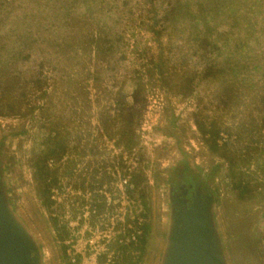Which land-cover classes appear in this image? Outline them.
Here are the masks:
<instances>
[{"label":"rangeland","instance_id":"1","mask_svg":"<svg viewBox=\"0 0 264 264\" xmlns=\"http://www.w3.org/2000/svg\"><path fill=\"white\" fill-rule=\"evenodd\" d=\"M0 163L43 264H162L186 182L264 264V0H0Z\"/></svg>","mask_w":264,"mask_h":264},{"label":"water","instance_id":"2","mask_svg":"<svg viewBox=\"0 0 264 264\" xmlns=\"http://www.w3.org/2000/svg\"><path fill=\"white\" fill-rule=\"evenodd\" d=\"M177 191L162 264H231L215 224L213 197L198 188L190 196L178 197ZM0 264H43L33 232L9 204L1 170Z\"/></svg>","mask_w":264,"mask_h":264},{"label":"flooded vegetation","instance_id":"3","mask_svg":"<svg viewBox=\"0 0 264 264\" xmlns=\"http://www.w3.org/2000/svg\"><path fill=\"white\" fill-rule=\"evenodd\" d=\"M194 191H195V187L193 183L186 182L185 184L179 187V190L177 191L178 193L176 195L178 197L190 196Z\"/></svg>","mask_w":264,"mask_h":264}]
</instances>
